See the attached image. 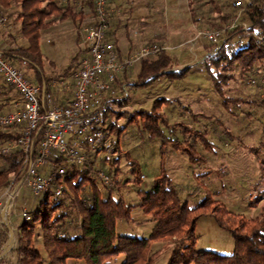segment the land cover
<instances>
[{"label": "trees", "instance_id": "1", "mask_svg": "<svg viewBox=\"0 0 264 264\" xmlns=\"http://www.w3.org/2000/svg\"><path fill=\"white\" fill-rule=\"evenodd\" d=\"M198 1L188 2L192 20L197 25L201 22L209 29H220L236 16L232 0H205L202 5L207 13L210 12L208 16L198 15L197 8H194ZM243 1L246 4V16L243 19L251 23L250 32L254 35L245 34L238 27L228 33L219 45L208 42L205 45L209 54L204 62L206 71L219 93H224V88L235 80L234 73L244 79L252 68H258L264 78V40L259 39L264 35V0ZM108 7L110 8L109 4ZM213 13L215 20L211 15ZM0 15L6 24L3 36L10 42L8 48L1 49L3 56L12 64L30 71L29 74L23 72L32 84L40 88V111L43 113L54 105H62L53 103L54 96L61 97L64 92L70 91L53 87L52 83L61 78L68 79L79 67L80 59L85 56L79 31L82 26L93 24V0H0ZM66 22L72 27L71 30L78 31L74 38L77 52L61 73L50 77L45 73L44 64L48 59L41 50L40 41L44 33L48 34L58 23ZM240 38L247 39L246 46H241L239 41L232 43L234 39ZM150 41L160 44L157 38ZM115 44L114 42V46ZM115 48L121 55L119 49ZM178 65L176 56L167 50H160L155 56L140 60L137 83L147 85L162 75L180 77L182 73L175 70ZM212 66L217 67L215 74ZM123 76V81L117 78L112 89L103 96L99 107L91 111V114L100 115L99 128L105 133L106 140L122 130L116 125V121L124 115V111L115 112L111 105L123 107V99H113L109 94L122 88L126 82V72ZM0 78L3 81L0 85V113H5L11 111V106L17 104L18 99L22 101V98L13 87L5 84L1 76ZM255 93L258 95V90ZM237 103L252 104L264 110V95L253 101L237 98ZM160 117L152 114L143 122L144 129L151 138L162 134L157 123ZM23 128V123L0 128V144L15 142ZM35 133L33 153L39 148L41 140V131ZM102 149L104 148H96L90 154L89 167L84 168L63 164V160L51 157L56 165L66 168L61 182L68 183L74 200L56 198L51 193L33 196V205L29 204L26 209L30 219H23L16 226L15 248L11 250V258L7 262L4 252L8 248L9 233L5 226H0V264H68V260L83 264H115L119 256L123 257L121 264H156L166 250H170L166 264H264V205H261L260 216L251 219L229 211L211 197H206L195 208H189L180 201L170 178L163 170L154 178L150 188L137 191L139 209L154 222L149 235L144 238L117 235L116 223L119 220L134 221L131 206L122 198L114 200L111 197L128 180L116 179L119 173L117 168L112 176L109 175L114 184H102L101 189L97 187L98 170L93 169V164L96 153ZM189 155L192 160L193 154ZM0 163L1 193L14 178L16 182L20 180L21 151L12 150L7 155H0ZM116 163L118 159L110 165L114 166ZM131 172H135L132 166ZM140 179V176H135L133 182L137 184ZM260 200L262 199H258L256 203ZM202 215L212 216L218 227L230 235L233 241L231 256L195 249L196 221ZM157 242L162 244L161 249L152 251L153 244Z\"/></svg>", "mask_w": 264, "mask_h": 264}, {"label": "rangeland", "instance_id": "2", "mask_svg": "<svg viewBox=\"0 0 264 264\" xmlns=\"http://www.w3.org/2000/svg\"><path fill=\"white\" fill-rule=\"evenodd\" d=\"M204 1L199 0L194 5L200 16L210 14L202 5ZM170 2L169 11L163 10L161 2L157 0L150 3L145 0L139 13L135 11L136 6L128 11V7L120 11V18L124 19L123 25L129 28L130 33L134 32V21L138 23V30L132 36L142 38L139 48L156 45V42L150 40L157 38L162 47L160 50H167L177 57L179 65L175 70L182 73L177 78L162 75L147 85L138 84L140 60L155 56L160 51L158 50L124 71L126 82L122 88L113 89V94L108 93L113 99H123V107L111 105L115 112L124 111V115L116 121V125L122 130L104 141L105 148L96 153L93 169L112 176L118 168L116 179L128 180L120 191L111 196L114 200L122 198L132 208L134 221L119 220L116 223V234L120 236L144 238L149 235L154 222L139 209L137 191L150 188L154 178L162 170L170 178L180 201L189 208H195L206 197H211L229 211L251 219L260 216L261 205H264V110L252 104L237 103V98L249 101L261 98L264 95V78L258 68H252L244 79L234 73L235 80L224 88V93H219L204 63L209 56L205 49L207 42L198 34V30L209 28L201 22L199 25L193 22L189 0ZM211 15L215 20V14ZM5 28L6 24H0V29ZM71 29L67 22L58 23L50 33L43 34L40 44L43 53L49 56L44 64L47 76L62 72L76 54L74 38L78 31ZM227 35L228 33L224 35L219 44ZM236 41L241 46H246L247 39H234L232 43ZM18 67L26 74L30 73L27 69ZM212 71L215 74L217 67L212 66ZM123 73L118 75L121 81ZM252 79L254 83H250ZM2 83L0 78V85ZM59 102L60 97L54 96L53 103ZM152 114L161 116L157 123L162 134L154 138L150 137L143 125L145 119ZM106 148L110 153L105 151ZM92 152L94 150L87 153V158ZM189 153L193 154L192 160ZM116 159L118 163L111 166L110 163ZM131 166L135 169L133 173ZM135 176L141 178L137 184L133 182ZM102 184L105 185L99 178L96 181L97 187L101 189ZM66 185L68 187V183ZM71 195L73 196L72 193ZM61 199L69 200L66 196ZM258 199L262 200L256 203ZM33 203V195L29 190L19 187L10 223L7 219L6 225L0 223V226L9 227L13 238L16 226L23 222L21 210L28 209V205ZM76 210L78 211L77 208ZM195 235L197 251L232 255L233 241L230 235L218 227L212 216L198 217ZM161 246V243H154L152 251L161 249ZM14 248L15 238L13 245L4 252L6 262L11 258L10 252ZM169 255L170 250L163 251L156 264H166ZM122 261L123 257L119 256L115 264H121ZM67 263L83 264L73 260H68Z\"/></svg>", "mask_w": 264, "mask_h": 264}, {"label": "built area", "instance_id": "3", "mask_svg": "<svg viewBox=\"0 0 264 264\" xmlns=\"http://www.w3.org/2000/svg\"><path fill=\"white\" fill-rule=\"evenodd\" d=\"M109 0H93L95 18L92 25H86L79 31L80 43L86 51L80 59L79 67L68 79H60L52 83L53 87L72 90V99L67 104L54 105L40 111V88L32 84L18 66L4 58L0 50V76L6 85L13 87L22 98V108L0 113V128L11 127L23 123L24 128L15 142L0 144V155H7L12 150H20L22 163L19 171L21 178H14L8 187L0 193V223H10L14 212V203L18 197L19 187H25L33 196L53 194L56 198L71 195L66 183L61 182L66 168L56 165L51 157L63 160V164L77 167H89L87 153L96 148H105V133L99 128L101 117L91 114L99 107L103 96L112 89L118 75L135 65L141 58L155 54L162 47L151 44L137 51L119 55L114 44L108 39L109 22L112 10L108 7ZM236 16L220 29L198 30V34L206 42L217 45L226 33L241 27L245 34L250 32L251 23L240 20L246 16V4L243 0H232ZM0 24L5 19L0 15ZM264 40V35L259 37ZM258 72V71H255ZM252 79L250 83H254ZM41 131L39 148L33 153L34 133ZM101 145V147H99ZM108 153L110 150L105 149ZM53 158V157H52ZM44 168H48L45 169ZM100 180L110 185L111 177L98 172ZM16 182V183H15ZM7 203L6 212L2 210ZM25 221L30 216L25 208L21 210Z\"/></svg>", "mask_w": 264, "mask_h": 264}, {"label": "crops", "instance_id": "4", "mask_svg": "<svg viewBox=\"0 0 264 264\" xmlns=\"http://www.w3.org/2000/svg\"><path fill=\"white\" fill-rule=\"evenodd\" d=\"M144 1L145 0H109V6L112 10V18L110 19L109 22V29H108V39L114 44L115 47H117V49H119V52L122 56L133 52L134 50H137L139 48L140 45H142V38L139 36H132V34H136V30H138V23L134 21L133 23V30L134 32H129V28L125 27L123 25V17L120 18V11H122V9H126L128 7V10L133 9L134 6H136L135 11H137L138 13L141 11V7L144 6ZM149 3L154 1V0H148ZM158 1V0H157ZM147 4L146 3V8H147ZM162 9L169 11V7L171 6V2L170 0H163V2L160 3ZM150 6V5H149ZM148 9V8H147ZM150 19V16H148ZM178 19V18H177ZM138 21V20H137ZM174 21H176V18H174ZM173 22V21H172ZM68 26L69 23H68ZM125 29V30H123ZM3 32L4 29H0V50L1 49H5L8 48L10 45V42L7 38H4L5 36H3ZM147 36V35H146ZM147 39V38H146ZM75 41V40H74ZM47 42L49 43L50 40H47ZM163 42H165V39L163 40ZM82 48V46H81ZM45 56H47V58L49 57L46 53H44ZM49 60V58H48ZM61 73V72H60ZM65 90H69L70 93H67L68 91L64 92L63 95L60 97V102L59 104H67L71 101L72 99V91L70 89H65ZM17 104H13L11 106V111L15 110V109H19L22 108V101L21 99H18V102H16ZM9 109V108H7Z\"/></svg>", "mask_w": 264, "mask_h": 264}, {"label": "water", "instance_id": "5", "mask_svg": "<svg viewBox=\"0 0 264 264\" xmlns=\"http://www.w3.org/2000/svg\"><path fill=\"white\" fill-rule=\"evenodd\" d=\"M6 208H7V203L5 204V206H4L3 210H2V215L5 214V212H6ZM7 228H8V230H9V240H8V248H7V250H9L10 246L13 245L14 238H13V233H12V231H10L9 227H7Z\"/></svg>", "mask_w": 264, "mask_h": 264}]
</instances>
